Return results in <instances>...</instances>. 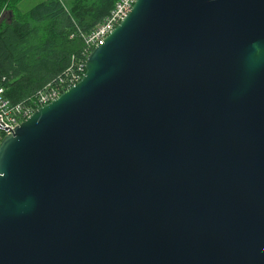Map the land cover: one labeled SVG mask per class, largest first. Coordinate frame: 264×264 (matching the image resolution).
I'll list each match as a JSON object with an SVG mask.
<instances>
[{
    "label": "water",
    "instance_id": "water-1",
    "mask_svg": "<svg viewBox=\"0 0 264 264\" xmlns=\"http://www.w3.org/2000/svg\"><path fill=\"white\" fill-rule=\"evenodd\" d=\"M0 264H264V0H137L0 142Z\"/></svg>",
    "mask_w": 264,
    "mask_h": 264
},
{
    "label": "trees",
    "instance_id": "trees-1",
    "mask_svg": "<svg viewBox=\"0 0 264 264\" xmlns=\"http://www.w3.org/2000/svg\"><path fill=\"white\" fill-rule=\"evenodd\" d=\"M22 1L0 0V87L13 103H29L73 63H83L84 37L120 0H47L26 13Z\"/></svg>",
    "mask_w": 264,
    "mask_h": 264
},
{
    "label": "built area",
    "instance_id": "built-area-1",
    "mask_svg": "<svg viewBox=\"0 0 264 264\" xmlns=\"http://www.w3.org/2000/svg\"><path fill=\"white\" fill-rule=\"evenodd\" d=\"M137 0H120L110 15L91 33L84 37V57L105 40L128 16ZM86 60L65 70L55 82L48 83L28 102L13 103L5 89L0 87V142L7 135H13L16 128L39 108L59 98L63 92L75 87L86 73Z\"/></svg>",
    "mask_w": 264,
    "mask_h": 264
},
{
    "label": "rangeland",
    "instance_id": "rangeland-1",
    "mask_svg": "<svg viewBox=\"0 0 264 264\" xmlns=\"http://www.w3.org/2000/svg\"><path fill=\"white\" fill-rule=\"evenodd\" d=\"M44 1H47V0H23L19 5V9L22 13H26L30 11L31 9H33L36 5ZM63 2L66 5H69L71 3V0H63Z\"/></svg>",
    "mask_w": 264,
    "mask_h": 264
}]
</instances>
